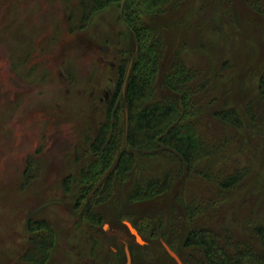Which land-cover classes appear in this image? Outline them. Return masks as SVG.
I'll return each instance as SVG.
<instances>
[{"label":"rangeland","instance_id":"1","mask_svg":"<svg viewBox=\"0 0 264 264\" xmlns=\"http://www.w3.org/2000/svg\"><path fill=\"white\" fill-rule=\"evenodd\" d=\"M79 3L0 0V264L19 262L26 216L51 199L63 204L53 203L34 216L46 218L55 231L47 264H115L110 254L114 246L120 249L117 264H123L124 237L134 253L133 264H178L164 243L184 257L187 250L180 243L192 226L213 221L220 227L231 223L239 234L250 232V221L264 216V13L249 0H173L167 12L150 18L167 45L163 69L176 52L203 68L230 60L231 69L222 78L209 72V86L219 88L217 107H236L243 128L217 126L208 119L207 142H224L205 167L210 181L180 174L169 192L134 203L128 202L126 187L117 190L94 213L103 218L94 225L82 219L74 206L76 193H65L61 182L85 161V137L104 117L99 97L103 88L113 89V72L100 58L102 46L111 54L118 51L121 59L137 44L119 7H105L83 23ZM167 162L152 156L142 168L156 174ZM239 170L242 176L233 188L217 193L214 180ZM197 196L209 200L210 207L193 223L187 221L181 200ZM125 220L146 243L133 244Z\"/></svg>","mask_w":264,"mask_h":264},{"label":"trees","instance_id":"2","mask_svg":"<svg viewBox=\"0 0 264 264\" xmlns=\"http://www.w3.org/2000/svg\"><path fill=\"white\" fill-rule=\"evenodd\" d=\"M121 1L81 0L80 3L83 23L87 16L105 7H119L121 18L134 33L137 44L135 51H127V57L124 51L113 72V89L104 103V117L96 128H90L84 140L81 155L85 161L75 174L67 175L61 182L65 193H76L74 206L81 211L82 219L94 225L103 219L101 214L94 213L109 202L117 190L126 187V198L134 203L169 192L180 174L186 178L198 177L206 183L210 181L211 172L205 167L224 142L218 145L207 142L204 128L208 119H213L217 126L243 128V118L236 107H217L214 103L219 88L209 86V72L222 78L231 69L230 60L211 69L203 68L200 62L189 61L176 52L163 69L167 45L162 30L149 20L167 12L173 0H125L123 4ZM249 3L264 13L260 0H249ZM129 59L133 62L123 92ZM260 94L264 101V79L260 83ZM249 108L250 119L255 120ZM158 155L169 161L158 173L142 168L146 158ZM168 158L178 166L177 171ZM241 176L239 170L215 179V190L220 194L231 190ZM181 203L187 221L193 223L210 207L209 200L199 196L183 199ZM227 217L222 219L227 220ZM258 217L250 221L251 229L248 227L250 232L246 234L234 232L231 223L220 227V223L214 225L213 221H208L192 226L180 243L187 250L184 257L180 256L183 263L264 264V216ZM23 231L26 244L16 264H47L56 243L55 231L48 220L32 217Z\"/></svg>","mask_w":264,"mask_h":264},{"label":"flooded vegetation","instance_id":"3","mask_svg":"<svg viewBox=\"0 0 264 264\" xmlns=\"http://www.w3.org/2000/svg\"><path fill=\"white\" fill-rule=\"evenodd\" d=\"M80 3H81V0H80ZM80 3L78 4V5H80ZM80 13H81V7H80ZM100 58H101V60L102 61H104V62H107L108 64H109V69L112 71V72H115L116 71V69H117V67H118V62L121 60L120 59V54H119V52L118 51H116L114 54H111V52H109L108 53V51H107V47H106V45H103L102 46V53L100 54ZM17 62V61H16ZM18 62H23V61H21V60H19ZM107 63H106V65H107ZM105 64V63H104ZM111 79V81H113V77L112 78H110ZM112 93V88H110V87H105V88H103V96H101V97H99V101H102L103 103H106V101L109 99V97H110V94ZM91 95V99H93V92L90 94ZM95 128H96V125L94 126ZM55 200H60L61 201V203H59V202H55V203H58V204H63V201L61 200V199H55ZM51 204H53V203H51ZM50 204V205H51ZM47 206H49V205H47ZM37 207V206H36ZM35 207V208H36ZM46 207V206H45ZM44 208V207H43ZM43 208H41V209H43ZM41 209H39V210H41ZM34 210V208L28 213V215L26 216V219H25V222H24V225L26 226V223L32 218V217H34L36 214H37V212H39V210L38 211H36V212H34L32 215H30V213L32 212ZM30 215V216H29ZM128 220H125L124 221V223L126 224V222H127ZM128 222H130L131 223V221H128ZM132 224V223H131ZM107 225V224H106ZM104 226V227H106L107 228V226ZM133 225V224H132ZM126 226H127V224H126ZM134 226V225H133ZM135 227V226H134ZM127 228H128V226H127ZM136 228V227H135ZM128 230H129V228H128ZM129 232L132 234V232L129 230ZM133 236H134V241H133V244L134 245H136V243H142V244H144V243H146L147 241L146 240H144L142 237H141V235H140V238H141V240H138L137 238H136V236L134 235V234H132ZM117 237H118V235H117ZM92 239H93V241H91V242H94V239H96V237H92ZM117 242V244L119 243V241H120V238H117V240H116ZM136 242V243H135ZM121 243H123V252H124V254H125V262L123 263V264H125L126 263V261H127V253L129 252V256H130V264H133V251L131 252V248H130V244H129V242H128V238H122L121 239ZM119 251H120V249L118 248V247H112V251L110 252V254H112V258H113V260H114V263L115 264H117V260H119L120 259V257L118 256L120 253H119ZM133 258V259H132ZM178 263V262H177Z\"/></svg>","mask_w":264,"mask_h":264},{"label":"water","instance_id":"4","mask_svg":"<svg viewBox=\"0 0 264 264\" xmlns=\"http://www.w3.org/2000/svg\"><path fill=\"white\" fill-rule=\"evenodd\" d=\"M122 1H124V0H122ZM132 62H133V59L129 63V66H128L127 71H126V76H125V80H124V84H123V88H122L123 92L125 91V85H126V82H127V79H128V75H129V72H130V69H131ZM125 112H126V114H125V136H126V133H127V130H128V114H127V110ZM55 202L61 203L60 200H55V199L48 200L46 202H43V203L39 204L36 208H34V210L30 213V215H32L34 212L38 211L39 209H41V208H43V207H45L47 205H50L51 203H55ZM126 224H127L128 228H129V230L132 232V234H134L138 240H141L140 235H139L138 231L135 229V227L128 221L126 222ZM164 246L166 247L168 252L171 254V256H173L176 259L178 264H183L181 259L179 258V256L174 251H172L168 247L167 244L164 243ZM127 254H128L127 255V261H126L125 264H130L129 252Z\"/></svg>","mask_w":264,"mask_h":264}]
</instances>
